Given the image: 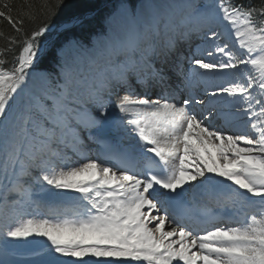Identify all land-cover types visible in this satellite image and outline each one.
<instances>
[{
    "label": "snow or ice",
    "instance_id": "1",
    "mask_svg": "<svg viewBox=\"0 0 264 264\" xmlns=\"http://www.w3.org/2000/svg\"><path fill=\"white\" fill-rule=\"evenodd\" d=\"M0 264H264V0H0Z\"/></svg>",
    "mask_w": 264,
    "mask_h": 264
},
{
    "label": "bare ground",
    "instance_id": "2",
    "mask_svg": "<svg viewBox=\"0 0 264 264\" xmlns=\"http://www.w3.org/2000/svg\"><path fill=\"white\" fill-rule=\"evenodd\" d=\"M159 2L162 3V4H171V3H180L181 1L180 0H159ZM120 26H121V22L120 21L115 22L114 27H116L117 30L119 29ZM194 38H193V40H194ZM181 51L187 53L188 49H187L186 46H183L182 49H181ZM165 230H167V226H166V229ZM30 239H35L36 241H39L40 244H47L48 243V241H47V239L45 237H35V238H30ZM20 251L23 252L24 250L21 249ZM5 258L9 262H12V261H22V260L29 259V257L26 256V255L16 254V253H9ZM57 259H61V260L67 261V260L72 259V258H68V257H57ZM85 259L95 260L96 258H94V257H86Z\"/></svg>",
    "mask_w": 264,
    "mask_h": 264
},
{
    "label": "trees",
    "instance_id": "3",
    "mask_svg": "<svg viewBox=\"0 0 264 264\" xmlns=\"http://www.w3.org/2000/svg\"><path fill=\"white\" fill-rule=\"evenodd\" d=\"M112 0H77V3L80 5L81 10L89 11L94 9L104 10L105 6L110 7ZM16 4H22L24 0H13ZM5 30H7V25H4Z\"/></svg>",
    "mask_w": 264,
    "mask_h": 264
},
{
    "label": "rangeland",
    "instance_id": "4",
    "mask_svg": "<svg viewBox=\"0 0 264 264\" xmlns=\"http://www.w3.org/2000/svg\"><path fill=\"white\" fill-rule=\"evenodd\" d=\"M10 243H22V242H15V241H11V239L9 238Z\"/></svg>",
    "mask_w": 264,
    "mask_h": 264
}]
</instances>
